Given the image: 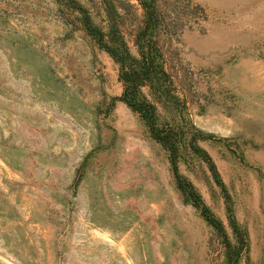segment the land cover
I'll list each match as a JSON object with an SVG mask.
<instances>
[{
    "label": "rangeland",
    "instance_id": "1",
    "mask_svg": "<svg viewBox=\"0 0 264 264\" xmlns=\"http://www.w3.org/2000/svg\"><path fill=\"white\" fill-rule=\"evenodd\" d=\"M194 1L207 17L169 66L247 230L237 264H264V0ZM117 73L54 0H0V264H225L166 150L112 100ZM179 171L232 236L208 163Z\"/></svg>",
    "mask_w": 264,
    "mask_h": 264
},
{
    "label": "trees",
    "instance_id": "2",
    "mask_svg": "<svg viewBox=\"0 0 264 264\" xmlns=\"http://www.w3.org/2000/svg\"><path fill=\"white\" fill-rule=\"evenodd\" d=\"M63 18L79 25L118 65L124 101L143 120L149 135L167 152L177 188L201 210L221 246L225 264H237L248 250L247 230L236 219L230 195L214 161L200 145L203 132L186 115L187 102L169 66L168 52L186 28L202 26L204 5L194 0H54ZM160 107L166 112L162 116ZM186 155L205 160L225 198V223L202 201L193 183L179 171Z\"/></svg>",
    "mask_w": 264,
    "mask_h": 264
}]
</instances>
